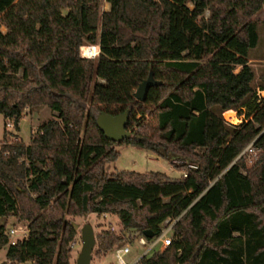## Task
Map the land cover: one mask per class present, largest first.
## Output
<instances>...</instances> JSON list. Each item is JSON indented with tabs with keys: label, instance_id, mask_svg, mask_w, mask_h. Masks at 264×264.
<instances>
[{
	"label": "trees",
	"instance_id": "1",
	"mask_svg": "<svg viewBox=\"0 0 264 264\" xmlns=\"http://www.w3.org/2000/svg\"><path fill=\"white\" fill-rule=\"evenodd\" d=\"M105 1L99 11L95 0H0V112L16 130L23 106L56 112L28 142L8 144L4 125L0 217L27 230L6 259L70 264L72 218L107 214L146 243L172 222L169 244L138 264H264V151L251 163L238 156L264 126V95L247 63L258 41L251 16L264 0ZM85 42L98 44L95 58L80 55ZM149 72L158 83L137 100ZM125 109L129 136L105 138L96 114ZM224 109L243 119L225 121ZM128 143L185 175L107 173L115 145ZM5 231L1 224L0 250ZM122 241L98 232L94 256Z\"/></svg>",
	"mask_w": 264,
	"mask_h": 264
},
{
	"label": "rangeland",
	"instance_id": "2",
	"mask_svg": "<svg viewBox=\"0 0 264 264\" xmlns=\"http://www.w3.org/2000/svg\"><path fill=\"white\" fill-rule=\"evenodd\" d=\"M98 9L105 10L107 9V2L105 0H95ZM64 11V9H63ZM208 11H204V16H207ZM251 20L254 21L258 31V41L254 48L249 49V56L251 57L250 63L254 72V77L252 79V88L255 91L256 86L259 83L264 84V4L251 16ZM2 30H6L5 26L1 25ZM87 43V42H85ZM19 74V72H17ZM23 113V114H22ZM21 113V117L18 122V128L15 129V126L12 131L8 132L6 141L9 144H13L16 140H22L28 142L30 137L36 134L35 130H37L38 125L45 120L54 117L56 112L51 110L45 104L34 105L28 107V110ZM231 111H227L226 114H230ZM24 116V117H23ZM4 117L0 112V144L1 138L3 136L4 129ZM18 132V133H17ZM19 134V135H18ZM28 139V140H27ZM27 140V141H26ZM115 148L118 150V153L115 158L106 161L105 170L107 173H111L120 169H128L134 170L138 172L145 171H159L164 173L168 178L174 179L180 176L181 170L173 167L167 158L156 155L154 152L145 149L140 146H136L133 144H121L115 145ZM20 160V158H19ZM36 165L40 166L39 163ZM73 223L76 224V235L71 241V251H70V264H74L75 258L80 248V239H79V228L85 224L89 223L93 229L94 236L103 230H111L114 233L123 237V241L117 245H115L110 251L102 254L100 257L94 256L95 245L92 250V256L89 264H117V261L114 257L115 249L127 246L129 248V252L123 256V260L125 264H132L134 260L144 252L146 245H139L137 243V238L133 233H129L127 231H122L117 220L107 214L96 215V214H88L85 217H74L72 218ZM5 224V229L10 227L17 228L20 230L16 237L19 239H23L25 236L23 232L26 230V223L24 221H19L14 215H8L6 217H0V225ZM170 227L166 225L165 228ZM169 236V235H168ZM164 247H160L159 244H156L152 250L147 251V256L155 250H162ZM6 247H3L0 250V262L4 259V252ZM28 264V263H23Z\"/></svg>",
	"mask_w": 264,
	"mask_h": 264
},
{
	"label": "built area",
	"instance_id": "3",
	"mask_svg": "<svg viewBox=\"0 0 264 264\" xmlns=\"http://www.w3.org/2000/svg\"><path fill=\"white\" fill-rule=\"evenodd\" d=\"M99 52V46L96 42H87L84 43L82 45L79 46V53L81 56L86 57V58H95V56L98 54ZM28 110L27 106H23L22 107V112H26ZM229 109H224L221 111V116L223 117V119L227 122H230V117L232 116V114H226V112ZM23 114V113H22ZM235 114V113H233ZM4 125H5V129L7 132H10L13 130L14 128V121L12 118H5L4 121ZM36 133H41V130L39 128H37V130H35ZM1 146V144H0ZM264 151V126L260 127L257 132L255 133V135L249 140V142L242 148V150L239 152L238 156L243 154L246 157V160L248 163L253 162L254 160L257 159L258 155L260 152ZM242 172L243 169H241ZM182 175H185V171L182 170ZM172 225V222H168L165 221L164 222V227L161 231V233L152 238V240L149 242V244L147 245V247L145 248L144 252H142L141 255H143L144 253H146L148 250H152L153 247L156 244H159L160 247H165L166 245L169 244L170 241V237L168 236V232H169V227L165 228L166 225ZM20 230H18L17 228L14 227H10L8 229H6L5 234L8 237V241H7V248L9 246H14L17 243V239H19L18 237H16V234L19 232ZM23 232V235H26L27 230L21 231ZM137 243L141 246L146 245L147 243L145 242V240L142 237L137 238ZM71 244V243H70ZM71 247V245H70ZM129 252V248L127 246H122L119 247L117 249H115L114 251V257L117 261V264H125L124 260H123V256L126 255ZM139 255L132 264H138V259L141 256ZM0 264H12L11 261H8L6 259V256H4V259L0 262ZM19 264H23V263H19Z\"/></svg>",
	"mask_w": 264,
	"mask_h": 264
},
{
	"label": "water",
	"instance_id": "4",
	"mask_svg": "<svg viewBox=\"0 0 264 264\" xmlns=\"http://www.w3.org/2000/svg\"><path fill=\"white\" fill-rule=\"evenodd\" d=\"M157 83L158 81L155 80L151 72H149L147 76L135 87L133 97L142 101L145 97L147 88ZM127 114V109L117 114H109L100 111L96 114L95 122L105 138L118 142L129 136V130L125 129ZM143 235L148 238L153 236L152 233L147 231H144ZM79 239L80 248L74 264H89L92 256V250L95 245L94 232L89 223H85L79 228Z\"/></svg>",
	"mask_w": 264,
	"mask_h": 264
},
{
	"label": "crops",
	"instance_id": "5",
	"mask_svg": "<svg viewBox=\"0 0 264 264\" xmlns=\"http://www.w3.org/2000/svg\"><path fill=\"white\" fill-rule=\"evenodd\" d=\"M6 28V27H5ZM4 31V30H3ZM255 47V46H254ZM254 47H252V48H254ZM250 60H251V57L249 56V50H248V53H247V63L251 66V63H250ZM239 68V66L238 65H236L235 66V68H234V71H236L237 69ZM251 68H252V66H251ZM253 70V69H252ZM253 77H254V72H253ZM253 77H252V79H253ZM252 79H251V81H250V85H251V87H252ZM255 93L257 94V95H264V84L263 83H259V85H257L256 86V90H255ZM228 111H231L232 112V116L230 117V121L232 122V123H238V122H240L242 119H243V113H239V114H237L236 113V111L234 110V109H229ZM233 113H235V114H233ZM24 117V116H23ZM22 118V117H21ZM20 120V119H19ZM19 122V121H18ZM18 133V132H17ZM19 135V134H18ZM28 140V139H27ZM26 140V141H27ZM25 142V141H24ZM182 175V170H181V174H180V176ZM179 176V177H180ZM183 176V175H182ZM178 178V177H177ZM5 254H6V249H5V252H4V256H5Z\"/></svg>",
	"mask_w": 264,
	"mask_h": 264
}]
</instances>
